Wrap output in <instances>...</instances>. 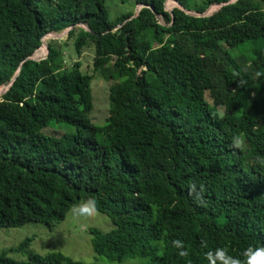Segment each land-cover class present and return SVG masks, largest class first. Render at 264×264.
Segmentation results:
<instances>
[{
  "label": "trees",
  "instance_id": "obj_1",
  "mask_svg": "<svg viewBox=\"0 0 264 264\" xmlns=\"http://www.w3.org/2000/svg\"><path fill=\"white\" fill-rule=\"evenodd\" d=\"M167 1L112 21L106 0H0V92L17 75L0 98V228L52 227L94 199L115 226L92 229L93 247L113 260L212 264L223 248L246 264L264 247V0ZM67 29L78 56L93 46L92 72L43 40ZM96 74L112 81L104 125L90 117ZM53 121L76 131L45 134Z\"/></svg>",
  "mask_w": 264,
  "mask_h": 264
},
{
  "label": "rangeland",
  "instance_id": "obj_2",
  "mask_svg": "<svg viewBox=\"0 0 264 264\" xmlns=\"http://www.w3.org/2000/svg\"><path fill=\"white\" fill-rule=\"evenodd\" d=\"M109 16L112 21H118L123 15L143 7L142 4L135 5V0H106ZM178 3L173 0L166 2V10L171 11ZM220 5H213L206 13H212L218 10ZM162 22H164L161 19ZM88 31H93L90 25H81ZM67 30L61 33H54L47 36L46 40L57 39L64 50L66 64L72 65L76 60L82 62L83 72H92V62L94 57V48L87 46L83 53L78 56L72 40H68ZM65 41H67L65 43ZM43 46V45H42ZM41 46V47H42ZM39 53V50L36 54ZM41 59L43 57H37ZM47 54V46H46ZM45 57V56H44ZM112 81L104 80L99 74H96L92 81L93 110L90 117L98 125L107 123L110 111V85ZM1 89V87H0ZM3 91L0 92V98ZM245 96L239 95L240 104L245 103ZM76 131L75 127L64 122L53 121L43 130L45 134L61 136L64 133ZM88 199H82L77 205ZM73 208V207H72ZM71 208V209H72ZM67 213L63 221L49 227L42 222H29L20 227H2L0 228V254L6 255L16 261H27L31 253L47 254L51 252H61L74 260L93 264H144V260L139 256L127 257L124 260H113L107 256L99 255L95 252L92 243V229L101 231H110L114 228L113 220L103 212L92 217L74 215L71 211ZM27 239L29 243L20 248V245Z\"/></svg>",
  "mask_w": 264,
  "mask_h": 264
},
{
  "label": "clouds",
  "instance_id": "obj_3",
  "mask_svg": "<svg viewBox=\"0 0 264 264\" xmlns=\"http://www.w3.org/2000/svg\"><path fill=\"white\" fill-rule=\"evenodd\" d=\"M257 75H259V73ZM244 83H245L244 81H240L241 86H243ZM242 145H243V140L241 139V137L236 136L233 138L232 147L241 148ZM71 211L74 215L86 216V217H92L98 214L97 204L94 199H89L87 201L82 202L79 205H73ZM173 246L177 249H181V251H179V255L181 257L188 256L189 253L183 250L184 249L183 241L175 240L173 241ZM204 246H206V242ZM212 254L213 253H208V257L209 259H211L212 264H216L217 260H219L221 264H242V262L239 259H235L229 256L226 250L223 248L216 249L214 257ZM244 256L247 258L246 264H264V247H258L255 249L249 247L244 252Z\"/></svg>",
  "mask_w": 264,
  "mask_h": 264
},
{
  "label": "water",
  "instance_id": "obj_4",
  "mask_svg": "<svg viewBox=\"0 0 264 264\" xmlns=\"http://www.w3.org/2000/svg\"><path fill=\"white\" fill-rule=\"evenodd\" d=\"M231 1H233V0H231ZM179 5L181 6V4H179ZM143 6H144V5H143ZM139 11H140V9H138V10L136 11V13L133 15V17L137 16L138 13H139ZM68 31H69V29H67L66 32H68ZM48 35H50V34H48ZM48 35H46V36L43 38V40H44ZM46 46H47V45H46ZM47 50H48V47H47ZM47 54H48V53H47ZM46 56H47V55H46ZM31 58H33V57H31ZM43 58H45V57H43ZM16 76H17V75H15L14 78L10 81V83L4 87V91H3V92H5V91H6V90L12 85V83L14 82Z\"/></svg>",
  "mask_w": 264,
  "mask_h": 264
}]
</instances>
